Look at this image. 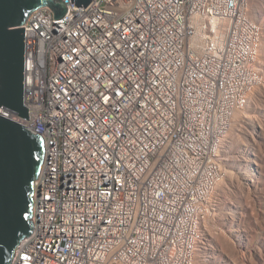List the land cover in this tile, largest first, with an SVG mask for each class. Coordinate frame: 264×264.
Segmentation results:
<instances>
[{"label": "built area", "instance_id": "obj_1", "mask_svg": "<svg viewBox=\"0 0 264 264\" xmlns=\"http://www.w3.org/2000/svg\"><path fill=\"white\" fill-rule=\"evenodd\" d=\"M63 2L22 25L29 121L8 112L45 159L12 264H197L234 114L264 84L251 0Z\"/></svg>", "mask_w": 264, "mask_h": 264}, {"label": "water", "instance_id": "obj_2", "mask_svg": "<svg viewBox=\"0 0 264 264\" xmlns=\"http://www.w3.org/2000/svg\"><path fill=\"white\" fill-rule=\"evenodd\" d=\"M71 1L78 8L84 6L86 9L93 0ZM29 3L36 7L26 8ZM49 4L55 5L54 8L49 7L54 12V19L66 16L68 9L63 0H0V105L28 121L29 109L25 107L23 97L25 29L22 25L33 12ZM12 121L0 120L5 162L0 210L13 219L19 247L34 230L33 195L43 168L45 147L41 135ZM33 153L38 160L32 158ZM16 252L14 249L10 254L6 253L2 264H12Z\"/></svg>", "mask_w": 264, "mask_h": 264}, {"label": "bare ground", "instance_id": "obj_3", "mask_svg": "<svg viewBox=\"0 0 264 264\" xmlns=\"http://www.w3.org/2000/svg\"><path fill=\"white\" fill-rule=\"evenodd\" d=\"M254 1V0H252ZM251 1V2H252ZM264 2L263 0H255ZM252 10V8H251ZM250 14L251 18L257 22L262 30L264 29L261 23V19H264V13L257 11V9L252 10ZM264 41V30L262 33V43ZM262 49V47H261ZM261 56H264V52H261ZM262 87V86H261ZM260 87V88H261ZM258 88L256 92L260 89ZM255 92V93H256ZM254 93V94H255ZM254 96V95H253ZM253 98V97H252ZM256 100L259 103L264 104V97H261L260 93L257 95ZM252 104V99L251 103ZM238 111L234 114L231 130L229 133V140H234V130L236 126L240 123L247 125L243 114L250 108ZM251 112H258L255 108H252ZM253 129H255V134L259 139L258 150L250 149L247 151L249 155L248 159H238L240 154L235 146H233V141H226L222 148L223 154L233 155L232 158L236 157L238 160L237 169L235 172L229 169L235 168L234 164L230 160H225L223 164L226 169L225 181L220 183L218 186L209 212V217L207 216L206 221L203 224L202 237L203 239L212 237L213 229L215 226H221L226 236L220 239V244L224 246L227 253L226 264H264V235L259 237L257 230L261 225H264V122H255L253 124ZM234 162V160H233ZM236 162V161H235ZM227 173V175H226ZM225 186L235 189L236 186L239 187V207L233 210L232 208L225 206V195L227 193L224 191ZM252 193L256 196H252ZM245 198V199H244ZM257 198V199H256ZM245 200V201H244ZM252 202V203H251ZM250 205V206H249ZM255 211L253 212V208ZM219 211V212H218ZM222 214L223 220L218 221L216 219V214ZM233 217H235L233 219ZM245 224L249 225L245 229ZM264 229V228H260ZM261 230V231H262ZM260 231V230H259ZM260 233V232H259ZM264 233V232H263ZM203 244L199 245L197 250V264H205L206 252L203 250ZM249 258V260L247 259ZM248 260V261H247Z\"/></svg>", "mask_w": 264, "mask_h": 264}, {"label": "rangeland", "instance_id": "obj_4", "mask_svg": "<svg viewBox=\"0 0 264 264\" xmlns=\"http://www.w3.org/2000/svg\"><path fill=\"white\" fill-rule=\"evenodd\" d=\"M252 1V0H251ZM264 1V0H263ZM252 4V10L254 9H257V11H261L264 13V2H259V1H252L251 2ZM251 10V13L253 12ZM261 23H262V26L264 28V19L262 20L261 19ZM264 30V29H263ZM261 52L263 51L264 52V41L263 43L261 44ZM262 55V54H261ZM262 63H263V66H264V56H262ZM263 71H264V68H263ZM260 93L261 97H264V84L262 85V87L254 94L253 98H252V104L250 105V108L244 112L243 114V117L245 118L246 122H247V125H243L242 123H240V126L239 124L236 126V129L233 131L234 132V140H228V142L230 141H233V146H235L237 148L240 154V157H238V159H248L249 155H247V151L250 149H255L254 151L257 152L258 150V137H257V134H255V129H253V124L255 122H260V124L264 122V104L262 103H259L257 100H256V97L257 95ZM252 108H255L258 112H251L252 110H250ZM229 138V137H228ZM257 149V150H256ZM248 156V157H247ZM233 155H230L229 154H222V163L225 162V160H230L233 164H234V167L235 168H231L229 169L230 171L233 170V172H235V169H237V165L235 164H238L237 161L238 160H235L237 159L236 157L232 158ZM234 160V162H233ZM236 161V162H235ZM223 165V164H222ZM224 168V166H223ZM225 172H226V169L224 168ZM227 175V173H226ZM227 177V176H226ZM225 177V179H226ZM224 179V181H225ZM223 181V182H224ZM224 191L227 193V195H225V199H224V202H225V206L227 205L228 207L232 208L233 210H235L236 208L239 207V200L237 197H239L240 193H239V187L236 186L235 189L233 188H230L228 186H225L224 188ZM237 196V197H236ZM252 196H256V194L252 193ZM245 199V198H244ZM257 199V198H256ZM245 201V200H244ZM252 203V202H251ZM250 206V205H249ZM253 208V212L255 211V208ZM219 212V211H218ZM211 213V212H210ZM216 214V219L218 221H222L223 220V217H222V214L220 213H215ZM209 217V215H208ZM235 217H233L234 219ZM236 219V218H235ZM245 229L248 228L249 225L245 224ZM263 227H260V228H264V225H261ZM258 229L257 230V233L260 237L264 235V229ZM260 230V231H259ZM262 230V231H261ZM203 231V229H202ZM260 232V233H259ZM213 238L212 237H208V238H205V239H202V246H203V250L206 252V255H205V264H226V258H227V253H226V250L224 248V246H222L220 244V239L219 238H223L226 236V233L224 232V230L222 229L221 226H215V228L213 229ZM249 260V258H247ZM247 260V261H248ZM196 262H197V258H196Z\"/></svg>", "mask_w": 264, "mask_h": 264}, {"label": "snow or ice", "instance_id": "obj_5", "mask_svg": "<svg viewBox=\"0 0 264 264\" xmlns=\"http://www.w3.org/2000/svg\"><path fill=\"white\" fill-rule=\"evenodd\" d=\"M48 7L54 8V4L47 5ZM26 8H35V4H26ZM25 13L22 12V15ZM111 35V34H109ZM107 100V97H105ZM7 119L8 121H12V116L8 112V110L3 106L0 105V120ZM15 123L14 121H12ZM33 159L38 160V156L34 153L31 154ZM4 151H3V139L2 135H0V191H2L3 187V177H4ZM27 219V217H24ZM17 230L14 227L13 219L10 216H5L2 210H0V264L5 260V254L11 253L14 249L18 250V243H17ZM30 257L27 254L20 256L21 261H27Z\"/></svg>", "mask_w": 264, "mask_h": 264}]
</instances>
